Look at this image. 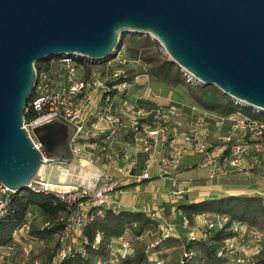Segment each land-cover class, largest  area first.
<instances>
[{
  "label": "built area",
  "instance_id": "built-area-1",
  "mask_svg": "<svg viewBox=\"0 0 264 264\" xmlns=\"http://www.w3.org/2000/svg\"><path fill=\"white\" fill-rule=\"evenodd\" d=\"M77 58L60 56L54 76L42 73L37 77L34 95L24 109L31 115L28 120L23 119V127L34 146L42 150L32 129L53 118L68 123L72 127L68 142L70 153L97 166L101 176L92 188L73 186L67 191H51L29 185L27 188L33 192L52 193L54 201L66 205L70 212L63 227L54 231L50 255H39L43 247L35 250L36 244L41 242L29 235L31 223L26 219L13 229L11 240L0 245V264H60L73 252L84 254L85 225L105 208L120 211L115 194L133 193L134 185L144 180L171 176L186 154L201 153V164L210 168L211 179L245 171L250 155L255 162L264 160V113L238 106L258 116L240 111L220 115L195 104L186 106L172 100L155 102L159 93L148 76L145 88L137 82V75L132 80L127 79L126 66L131 61L123 48L102 62L86 60L82 63ZM185 77L191 83H198ZM185 108L188 109V128L180 131L175 123ZM211 123L226 129L213 144L201 137L202 129ZM139 154L144 157L142 163L138 160ZM13 193L0 183V218L9 211ZM180 194L181 191H172L170 199L175 203ZM175 210L181 214V227L187 231L188 238H204L228 221L225 215L201 214L203 229L196 235L190 219L178 208ZM146 212L155 220L161 219L155 211ZM163 223L161 236L150 242V247L161 238L173 235L175 225L164 220ZM49 224L45 221L38 226L43 228ZM240 228V224L231 225L236 235L225 241L217 255L231 263H251L264 249L263 234L246 226L241 233ZM108 248L109 256L98 259L96 264H116L119 258L133 252L127 233L112 238Z\"/></svg>",
  "mask_w": 264,
  "mask_h": 264
},
{
  "label": "water",
  "instance_id": "water-1",
  "mask_svg": "<svg viewBox=\"0 0 264 264\" xmlns=\"http://www.w3.org/2000/svg\"><path fill=\"white\" fill-rule=\"evenodd\" d=\"M131 33L156 40L185 76L264 113V0H0L1 184L14 192L94 187L61 179L78 164L101 176L70 153L68 123L53 118L32 129L42 150L23 127L34 64L55 56L102 62Z\"/></svg>",
  "mask_w": 264,
  "mask_h": 264
},
{
  "label": "trees",
  "instance_id": "trees-1",
  "mask_svg": "<svg viewBox=\"0 0 264 264\" xmlns=\"http://www.w3.org/2000/svg\"><path fill=\"white\" fill-rule=\"evenodd\" d=\"M122 48L125 56L131 61L126 66L128 80L134 79L138 74H144L150 81L165 87L184 88L189 102L207 111L220 115L240 111L243 114L258 116L254 112L239 109L228 95L212 85L189 82L184 72L164 54L159 43L149 35L137 33L125 35ZM59 57L35 63L37 77L42 73L54 76ZM77 61L87 62L81 57H78ZM33 95L34 93L30 98ZM30 115V112L24 111V120H28ZM33 208L40 213L41 222H50L48 226L39 228L37 223L30 221L29 229V235L43 245L39 255L47 257L53 250L54 231L63 227L70 212L66 205L54 201L52 193L33 192L29 188L14 192L9 211L0 218V245L11 240L13 229L27 219ZM177 208L190 221L204 213L225 215L228 221L221 228L212 229L204 238L170 235L161 238L155 246L150 247V242L161 236L155 219L142 210L120 209L113 212L110 208H105L101 215H96L83 229V234L87 238L84 254L73 252L60 264H96L98 259H106L109 256L108 244L112 238L124 233H132L138 237L144 231L157 235L149 241L145 239L136 245L132 243L133 252L119 258L116 264H157L158 261H162L161 264H226L228 260L218 256L217 251L227 239L236 235L231 229L233 223L255 228L264 234V197L257 194L221 193L215 199L188 201L179 204ZM97 236L99 240L96 241ZM189 253L191 256H188ZM253 260L257 264H264V249Z\"/></svg>",
  "mask_w": 264,
  "mask_h": 264
},
{
  "label": "crops",
  "instance_id": "crops-1",
  "mask_svg": "<svg viewBox=\"0 0 264 264\" xmlns=\"http://www.w3.org/2000/svg\"><path fill=\"white\" fill-rule=\"evenodd\" d=\"M145 78L146 75L144 74H138L136 77L137 82L143 84L142 86L144 88ZM154 83L155 82L151 81L150 84L159 93V97L155 102L166 103L168 100H172L186 106L192 104L188 102V98H186L185 101H178L173 100L170 96L162 95L160 88L155 86ZM169 93H171V91ZM188 121V109L185 108L182 115L178 117L175 126L178 130L184 131L188 128ZM215 129H218L220 132L222 131L221 134L226 131L225 128L219 129L211 123L202 129V139L210 144L215 143L220 136L213 137L211 132ZM201 158L202 154L198 152L186 154L181 159L180 164L175 168L171 176L162 178L153 177L152 179L144 180L141 183L134 185L133 193L115 194L114 196L118 201L121 210H142L145 211L146 214H148L146 212L148 209L155 211L161 217L160 220H156L160 231L164 228V220L175 225V230L173 232L174 236L182 237L187 235V231L181 227L180 212L175 210L179 204L204 198L215 199L221 193H248L264 197V160L255 162L253 156L250 155L248 157V167L245 171L211 179L209 177L210 168L201 164ZM143 159V155L139 154L138 160L142 163ZM98 179L99 178H97L95 173L90 172L89 178L87 179L89 182H87V184L97 183ZM167 181L172 183L171 189L164 188L165 185H167ZM172 191H181L180 197L175 203L170 199V193ZM191 224L195 234L200 235V232L203 229L202 216L197 215L193 217ZM240 231L241 233L245 231L244 226H241ZM145 232L146 231L143 233ZM131 242L133 243V241ZM226 264H231V262H227Z\"/></svg>",
  "mask_w": 264,
  "mask_h": 264
},
{
  "label": "rangeland",
  "instance_id": "rangeland-1",
  "mask_svg": "<svg viewBox=\"0 0 264 264\" xmlns=\"http://www.w3.org/2000/svg\"><path fill=\"white\" fill-rule=\"evenodd\" d=\"M132 64H134V63H132ZM154 85L160 88V92H161L162 95L170 96L173 100H178V101L184 100L185 101V99L188 97L185 89L182 88V87H178V88L173 89V88L165 87V86L160 85L158 83H154ZM170 91H171V93H169ZM188 102H189V99H188ZM221 132L218 129H215L211 133H212L213 137H216V136L221 135ZM86 168H87V165H82V164L70 165L68 168L63 170V172H61L62 173L61 174V178H63L62 180H69V181H72V182L86 183L87 184V182H89V181H87V179L89 178V173L87 171H85ZM222 183H223V180H222ZM164 188L171 189L172 188V183L170 181H167V185H165ZM27 219L29 221H34L37 224L41 223L40 213L35 208H33L31 210V212L28 213ZM128 235L130 236L131 241H133V243L136 245L141 240H145L146 239V240L149 241L151 238H154L157 234L155 235L154 232H152V233L145 232V233H142L138 237H136L132 233H129ZM42 247H43L42 244L37 243L36 247H35L36 248L35 250L38 251V249H41ZM249 259H250V257H249ZM250 262H251L250 264H252V263L257 264L254 260H251ZM237 264H242V263H237Z\"/></svg>",
  "mask_w": 264,
  "mask_h": 264
},
{
  "label": "bare ground",
  "instance_id": "bare-ground-1",
  "mask_svg": "<svg viewBox=\"0 0 264 264\" xmlns=\"http://www.w3.org/2000/svg\"><path fill=\"white\" fill-rule=\"evenodd\" d=\"M61 179H63V178H61ZM47 185H49V184H47ZM50 186V185H49Z\"/></svg>",
  "mask_w": 264,
  "mask_h": 264
},
{
  "label": "flooded vegetation",
  "instance_id": "flooded-vegetation-1",
  "mask_svg": "<svg viewBox=\"0 0 264 264\" xmlns=\"http://www.w3.org/2000/svg\"><path fill=\"white\" fill-rule=\"evenodd\" d=\"M68 149H69V144H68Z\"/></svg>",
  "mask_w": 264,
  "mask_h": 264
}]
</instances>
